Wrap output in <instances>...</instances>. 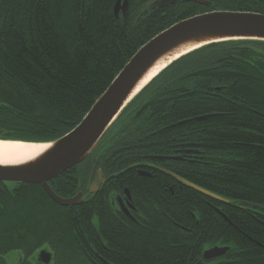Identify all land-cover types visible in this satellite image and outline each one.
I'll return each mask as SVG.
<instances>
[{
  "label": "trees",
  "instance_id": "trees-1",
  "mask_svg": "<svg viewBox=\"0 0 264 264\" xmlns=\"http://www.w3.org/2000/svg\"><path fill=\"white\" fill-rule=\"evenodd\" d=\"M118 1L0 0V140L62 138L132 57L177 23L216 11L264 14V0H179L148 13L154 0H128L126 16L116 18ZM183 147L182 161L156 158ZM153 164L230 204L135 171ZM93 169L107 181L79 206L61 207L43 190L3 205L0 216L18 220L11 233L0 221V264L14 251L30 264L39 248L53 253L52 264H264V42L212 44L173 62L98 149L50 187L74 196ZM125 188L149 198L140 227L122 225L112 209L111 194ZM214 247L229 251L204 260Z\"/></svg>",
  "mask_w": 264,
  "mask_h": 264
},
{
  "label": "water",
  "instance_id": "water-1",
  "mask_svg": "<svg viewBox=\"0 0 264 264\" xmlns=\"http://www.w3.org/2000/svg\"><path fill=\"white\" fill-rule=\"evenodd\" d=\"M187 1L205 3L201 0ZM166 4L164 0H160L152 4L150 11L147 10L146 13L153 12ZM127 10L128 0H120L114 7V15L116 18L120 15L124 17ZM231 41L264 42V14L216 11L182 21L160 33L132 57L77 127L56 141L39 143L48 145L49 148L33 161L19 166H0V180L41 185L48 197L61 207H73L85 203L86 199H82L80 194L72 199L60 198L53 192L49 183L80 165L93 154L106 132L128 105L173 62L202 47ZM162 63H166L164 69L137 92L148 74ZM156 158L177 160L171 157ZM161 172L203 196L223 204H230V201L193 185L173 173L166 170ZM102 177L103 174L99 172L98 180L92 185V193H96L105 183ZM216 211L229 222L219 210ZM228 251V247H214L206 250L203 258L206 261L217 260L224 257ZM41 255L44 256L43 263L50 264L52 255L48 252H42Z\"/></svg>",
  "mask_w": 264,
  "mask_h": 264
},
{
  "label": "flooded vegetation",
  "instance_id": "flooded-vegetation-1",
  "mask_svg": "<svg viewBox=\"0 0 264 264\" xmlns=\"http://www.w3.org/2000/svg\"><path fill=\"white\" fill-rule=\"evenodd\" d=\"M159 1L160 0H154L152 2V4L159 2ZM171 1L177 2L179 0H166L165 3H168ZM183 1H186L188 3H197L195 1H187V0H183ZM197 4H199V3H197ZM151 5H149V6H151ZM128 6H129V4H128ZM185 152H186V149H184V147L177 149L175 151V155L173 157H171V158H177V160H169V161H180V160L182 161V160H184L183 156L186 154ZM166 160H168V159H166ZM161 170H165V169H163L160 166L154 165V164L148 166L147 170H145V169L141 170L138 168L135 169L136 173L138 175H140V177H143V178L157 177L158 173L163 174L161 172ZM98 174H99L98 170L93 169L91 171L87 186H85V187L79 186L77 193L74 196L65 197V198L60 197V198L72 199L79 194L81 195L82 199H86V201L93 198L101 190V186H100L96 193L91 192L92 185L98 180ZM176 176H178V175H176ZM178 177L181 178L180 176H178ZM102 178L106 183L107 179L104 177V175ZM181 179H183V178H181ZM174 181L177 184L181 185L179 187V190H180V192H182L184 190L183 187H186V186L179 183L176 180H174ZM105 183L103 185H105ZM29 186H32V187H29ZM36 186L37 187H34V185H27V184H21V183H16V182L1 181L0 180V212L3 210L4 204L5 205L9 204V203L10 204L11 203L16 204L17 202H21L23 200H26L27 198L31 199L32 197H34V195H37V193L40 194L41 190L44 191V189L41 185H36ZM169 190L171 192H173V187H170ZM110 201H111L112 209L116 210V212L120 215L119 219L121 220L122 225L126 224V222H130V223L134 224L135 226L140 227L141 222L146 221V217L144 215L143 209L146 207V205L149 201V198L146 197L145 195H142V191L139 190L138 188L134 191H131V190L125 188L121 191L114 192L110 196ZM73 207H76V206H73ZM1 220H5V226H6V229L8 230V233H11L13 230H15V228H13V226H12V222H16L18 220L17 217L10 216V215H6L5 217L0 216V221ZM17 227L21 228L20 225H18ZM102 246H103L104 250L106 251L107 246H104V245H102ZM42 252H48L52 255V259L50 262V264H52L53 253L48 248H39L38 250H36L33 257L30 258L29 263L30 264H44L43 263L44 256L41 255ZM101 252H102V249H101ZM21 254H23V253H21L20 251H14V252L10 253L6 257V263L7 264H21L22 263V259L20 258ZM100 262L102 264H109L104 259H100ZM92 263L97 264L94 261H92Z\"/></svg>",
  "mask_w": 264,
  "mask_h": 264
},
{
  "label": "bare ground",
  "instance_id": "bare-ground-1",
  "mask_svg": "<svg viewBox=\"0 0 264 264\" xmlns=\"http://www.w3.org/2000/svg\"><path fill=\"white\" fill-rule=\"evenodd\" d=\"M166 63L157 65L142 81L137 92L153 79ZM49 148L48 145L39 143L12 142L0 140V166L10 167L26 164L36 159Z\"/></svg>",
  "mask_w": 264,
  "mask_h": 264
},
{
  "label": "rangeland",
  "instance_id": "rangeland-1",
  "mask_svg": "<svg viewBox=\"0 0 264 264\" xmlns=\"http://www.w3.org/2000/svg\"><path fill=\"white\" fill-rule=\"evenodd\" d=\"M164 1H166V0H164ZM150 8V7H149ZM149 10V9H148ZM150 11V10H149Z\"/></svg>",
  "mask_w": 264,
  "mask_h": 264
}]
</instances>
